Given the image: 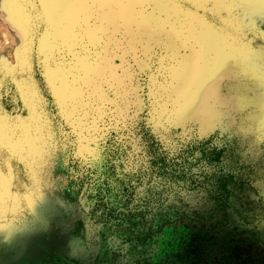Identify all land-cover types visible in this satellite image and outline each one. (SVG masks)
<instances>
[{"label":"rangeland","instance_id":"1","mask_svg":"<svg viewBox=\"0 0 264 264\" xmlns=\"http://www.w3.org/2000/svg\"><path fill=\"white\" fill-rule=\"evenodd\" d=\"M53 1L0 0V46L3 21L19 37L0 57V264H264L263 115L179 112L146 0ZM215 17L259 68L223 92L254 96L264 18Z\"/></svg>","mask_w":264,"mask_h":264},{"label":"water","instance_id":"2","mask_svg":"<svg viewBox=\"0 0 264 264\" xmlns=\"http://www.w3.org/2000/svg\"><path fill=\"white\" fill-rule=\"evenodd\" d=\"M146 1L151 4V9L147 10L145 19L138 22V29L146 33V41L157 36L167 42L174 64L170 65L171 75L166 87L172 89L170 98L176 109L183 115H192L204 121L209 119L207 115L220 116L230 104L237 109L249 105L264 119V90L251 97L223 92L225 83L242 86L245 84L244 73L259 68L247 57L246 49L237 45L235 38L207 18L208 14L217 16L215 18L239 30L241 16L264 18V0ZM67 31V26H64L58 38ZM88 33L91 35L92 31ZM148 43L145 42L146 45ZM79 56L75 60L85 69L86 58ZM54 73L57 95H62L67 84L77 83L80 79V76L73 75L71 66L57 68ZM249 101L251 104H248Z\"/></svg>","mask_w":264,"mask_h":264},{"label":"bare ground","instance_id":"3","mask_svg":"<svg viewBox=\"0 0 264 264\" xmlns=\"http://www.w3.org/2000/svg\"><path fill=\"white\" fill-rule=\"evenodd\" d=\"M4 27H8V28H4L3 30V36L5 37V41H8V44L6 45V47H2V45L0 46V57L3 59H7V60H15L16 56L14 55V51H15V47L18 46L19 42V37L17 36L18 32V28H16V26L11 25L10 22H5L3 21ZM210 115H207V117ZM206 117V118H207ZM1 182V180H0Z\"/></svg>","mask_w":264,"mask_h":264}]
</instances>
